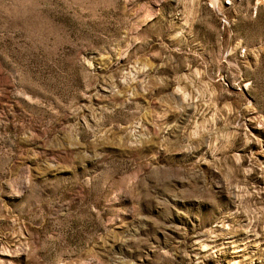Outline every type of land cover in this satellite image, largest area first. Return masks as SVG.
Wrapping results in <instances>:
<instances>
[{
	"label": "rangeland",
	"instance_id": "rangeland-1",
	"mask_svg": "<svg viewBox=\"0 0 264 264\" xmlns=\"http://www.w3.org/2000/svg\"><path fill=\"white\" fill-rule=\"evenodd\" d=\"M0 264H264V0H0Z\"/></svg>",
	"mask_w": 264,
	"mask_h": 264
}]
</instances>
